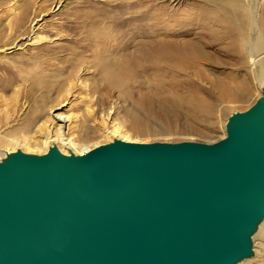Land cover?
<instances>
[{
  "label": "water",
  "instance_id": "1",
  "mask_svg": "<svg viewBox=\"0 0 264 264\" xmlns=\"http://www.w3.org/2000/svg\"><path fill=\"white\" fill-rule=\"evenodd\" d=\"M214 142L0 158V264H238L264 219V88Z\"/></svg>",
  "mask_w": 264,
  "mask_h": 264
},
{
  "label": "rangeland",
  "instance_id": "2",
  "mask_svg": "<svg viewBox=\"0 0 264 264\" xmlns=\"http://www.w3.org/2000/svg\"><path fill=\"white\" fill-rule=\"evenodd\" d=\"M131 1L0 0V158L9 149L47 151L44 131L29 130L43 121L55 125L56 114L70 116L64 131L71 148L110 142L112 131L142 142L210 143L225 135L232 112L246 110L260 96L264 84L258 86L250 74L248 56L247 62L240 59L237 49H245V40L237 37L233 8L224 0H140L123 11L122 24L113 26L106 13H117L119 4ZM257 4L264 37V0ZM155 6L164 14L151 26L156 36L140 34L135 23ZM102 28L110 36L99 39L106 48L99 57L95 32ZM156 40L189 43L204 52V60L198 67L180 68L151 61L149 50ZM126 64L132 77L110 84L105 67L118 70ZM114 124L122 128L116 130ZM24 135L29 150L8 141ZM51 145L64 153L60 141ZM253 256L240 264H264V247Z\"/></svg>",
  "mask_w": 264,
  "mask_h": 264
},
{
  "label": "bare ground",
  "instance_id": "3",
  "mask_svg": "<svg viewBox=\"0 0 264 264\" xmlns=\"http://www.w3.org/2000/svg\"><path fill=\"white\" fill-rule=\"evenodd\" d=\"M139 1L140 0H136V1L134 0L133 2L131 1L129 3L128 2H122L121 4L118 5L117 13H114V14H107L106 13V17L110 20L112 25L116 27L119 24H122V22H124V18L122 16L123 11H125V9L127 8V12H128V10L132 7H135L136 3H139ZM140 2H142V1H140ZM257 2H258V0H251V2L250 1L246 2L245 0H224L223 4L233 8V11L231 13L232 15H230V17L233 20H237V23L232 22L237 28V37H240L243 40H245V43H244L245 49L242 51V47H240L239 50L237 49V51L239 53L241 52L240 53L241 54L240 59L243 60V62H245V61L247 62L246 58L248 56L247 59H248L249 65L247 68L250 71V74L252 75V77L257 81L258 86H259L261 84L262 85L264 84V41H263L264 37H262L261 30L259 27V21H258L259 12L258 11H259L260 6L257 4ZM155 7L156 8L153 9L152 14H150L149 12H146L148 15L145 14L143 18L141 17V19L138 20L137 23H135L134 28H135V30H139L140 34H148V35L151 34L152 36H156L157 32L155 30H151V26H153V25L157 26L159 20L164 18V16H163L164 14H163V8L161 6H159V7L155 6ZM228 17H229V15L226 16V18H228ZM226 21H227V19H226ZM92 22L97 23V20H93ZM99 23H100V21H99ZM102 29L103 30L100 32L99 31L97 33L95 32V34H96L95 38H97V40L99 41V45H96V46H99V50H98L99 52L98 51L96 52V53H99V55H98L99 57L101 55V50L106 51V48L103 44V41H101L99 39L103 37V40L105 41L110 36L109 33L107 32L106 28H102ZM120 34L122 36H124L125 32L123 30H121ZM150 49L151 50H149V52L151 51L150 52L151 58L150 57L149 58L151 59V61H155V62H159V63L160 62H167V63L173 62L179 68L183 67V66L195 65L197 63L201 64V61L204 60V57H205L203 51L196 49L191 44H189V43L188 44H180V43H177L176 41L165 42L162 40H156V41H153V44L151 45ZM78 62H79V64L82 63L81 59H78ZM159 63H157V64H159ZM198 64H197V67H198ZM81 69H82V67H80V71L76 75L78 77V80H80L79 79V77L81 76L80 72H82ZM131 69H132V67H131ZM84 70L85 69L83 68V71ZM85 71H87V70H85ZM105 71L107 72V78L106 79L108 80V82L110 84L120 83V82H123L124 80L132 77V76H130L131 74H129L130 73V66L128 64H126V66L123 65L118 70H114V69L106 66ZM117 85H119V84H117ZM202 108H205V106L202 105ZM100 110L103 111L104 109L101 108ZM86 113L88 116L91 115V113H92L91 108L89 106L86 108ZM102 117H104V115H102ZM55 118L57 119V123L55 125H50V124H47L46 121H43L40 124L35 123L33 125L34 129L29 130L31 132V134H36V131H38V130L44 131V133H43L44 134V136H43L44 137V142H43L44 147L46 146L48 148L51 144L55 143L56 141H60L62 143L63 147H65L64 154H68L69 151L73 152L74 154H81V153L86 152V151L90 150L91 148H93V147H91L90 144H88V142L87 143H80L78 145L79 147L76 146V148H74V147L71 148L67 144L68 143L67 142L68 141V138H67L68 134H67V132L64 131V128L67 127L66 123L70 120V116H65L62 114H56ZM35 126H36V128H35ZM96 127H98V126H96ZM113 127L116 128V130H119V128H120L119 124L118 125L114 124ZM95 130L97 132H99V128H98V130H97V128ZM111 133H112L114 138H119L118 137L119 135L117 136L115 131H112ZM126 134H127V132H126ZM126 134L120 135L119 139H122L125 141H137L138 140V139H134V138H132V136L130 137L129 135H126ZM27 136L28 135H24L21 140H19L18 138H15V137H8V141L18 143V144H22L25 146L26 150H29V148H30L29 143L30 142L29 143H27V142L30 139H28ZM32 136H34V135H32ZM22 141H24V143H22ZM94 146H96V145H94ZM35 148H37V147H35ZM39 150H41V149L39 148ZM8 152H12V150L9 149ZM25 152L26 153H33V152H27V151H25ZM37 154H39V153H37ZM252 239H253V247H252L253 248V255H257L259 253V251L264 247V219L258 225V228H257L256 232L254 233ZM253 258H254V256H252L251 258L246 259L242 262L252 260ZM242 262H240V263H242ZM240 263H238V264H240Z\"/></svg>",
  "mask_w": 264,
  "mask_h": 264
}]
</instances>
